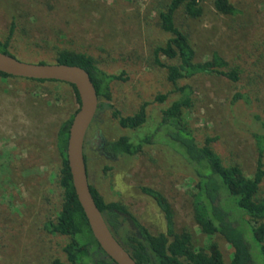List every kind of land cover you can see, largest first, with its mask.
<instances>
[{"label": "rangeland", "instance_id": "rangeland-1", "mask_svg": "<svg viewBox=\"0 0 264 264\" xmlns=\"http://www.w3.org/2000/svg\"><path fill=\"white\" fill-rule=\"evenodd\" d=\"M171 1L0 0V40H6L14 25L9 52L19 61L54 65L68 51L90 56L101 71L120 76L110 84L112 101L99 100L86 136L91 185L106 202L126 205L155 235L166 232V221L141 188L161 191L173 208L177 233L190 232L198 247L217 244L231 263L236 258L231 243L223 235L204 234L196 222L197 176L166 130H161L162 141L136 157L112 158L104 150L107 142L123 136L136 140L154 134L163 111L182 98L178 87L189 86L192 105L184 110V125L201 145L215 138L212 147L225 166L237 165L249 178L256 171L254 135L264 132V0H232L240 11L236 16L219 13L211 0L201 1L198 19L187 17L183 7L178 10L176 26L189 38L195 61L209 62L217 53L228 69L241 75L239 82L197 75L180 80L178 87L169 82L168 70L154 62L155 49L172 38L160 17ZM162 61L177 64L166 57ZM237 94L248 101L234 104ZM161 95L167 96L166 102H156ZM109 103L124 117L149 103L148 122L139 130L123 128ZM80 106L68 84L0 78V264L66 259L70 239L50 234L46 223L55 219L63 203L59 132ZM251 252L253 264H264L259 249Z\"/></svg>", "mask_w": 264, "mask_h": 264}, {"label": "trees", "instance_id": "trees-1", "mask_svg": "<svg viewBox=\"0 0 264 264\" xmlns=\"http://www.w3.org/2000/svg\"><path fill=\"white\" fill-rule=\"evenodd\" d=\"M201 1L203 0H172L166 11L161 13L162 29L171 34L172 38L165 46L155 49L154 62L157 66L168 70L169 82L177 87L180 80L203 74L218 75L239 82L240 72L228 69V63L217 53L209 62H196L189 38L176 26V14L181 7L184 8L187 17L200 18L203 13ZM211 1L217 11L223 15L236 16L240 13L232 0ZM13 32L14 25L6 40L4 42L0 40V51L4 54L11 55L9 48ZM162 57L176 60L177 64L167 65L162 61ZM57 64L77 66L86 70L96 87L99 100L105 98L109 102L112 101L110 84L120 80L121 77L101 71L92 57L64 51L60 53ZM0 78L16 79L2 72ZM30 81L37 84L63 83ZM70 86L81 104L76 87ZM177 91L181 92L182 98L163 111V120L154 134L142 135L136 140L123 136L107 142L104 150L112 158L136 157L142 154L147 146L162 141L161 130H166L175 150L189 163L197 176L194 196L197 224L206 235H223L236 249L234 261L226 263L217 244H212L209 248L198 247L190 232L177 233L173 208L166 196L157 189L142 187L141 191L156 202L164 215L167 230L158 235L151 233L126 205L121 202H106L89 181L95 202L116 239L137 264H253L251 249H259L264 257V198L260 197L264 186V132L254 135L258 160L256 171L253 177L249 178L241 167L223 164L221 157L212 147L215 138H207L205 145L197 141L193 133L184 125L183 119L184 110L192 105L191 87H178ZM166 100V95L156 98V102L160 103ZM239 100L248 101V98L237 94L233 103ZM148 106L149 103H145L134 116L124 117L119 111L114 110L112 103L108 104V107L114 110L113 116L119 124L123 128L132 130H139L148 122ZM74 117L75 115L62 126L58 137V149L62 158L59 183L64 191L62 208L55 219L50 218L46 223V230L50 234L67 237L70 242L64 248L66 259L56 258L52 264H116L96 241L73 184L67 150ZM256 118L261 121L258 116ZM84 155L89 177V160L85 146Z\"/></svg>", "mask_w": 264, "mask_h": 264}, {"label": "water", "instance_id": "water-1", "mask_svg": "<svg viewBox=\"0 0 264 264\" xmlns=\"http://www.w3.org/2000/svg\"><path fill=\"white\" fill-rule=\"evenodd\" d=\"M0 72L14 78L58 81L76 87L81 106L70 127L68 162L76 194L89 221L91 231L104 252L116 264H137L116 239L92 195L84 155L87 133L99 109V97L90 74L77 66L30 64L0 52Z\"/></svg>", "mask_w": 264, "mask_h": 264}]
</instances>
